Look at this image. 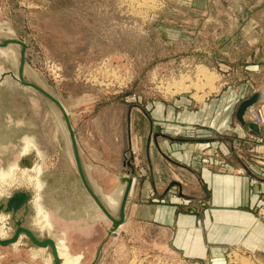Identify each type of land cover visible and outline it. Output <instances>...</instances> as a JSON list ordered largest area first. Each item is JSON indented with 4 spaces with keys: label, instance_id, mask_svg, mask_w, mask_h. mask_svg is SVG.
<instances>
[{
    "label": "rangeland",
    "instance_id": "1",
    "mask_svg": "<svg viewBox=\"0 0 264 264\" xmlns=\"http://www.w3.org/2000/svg\"><path fill=\"white\" fill-rule=\"evenodd\" d=\"M0 25L12 27L26 43L27 63L66 107L86 159L96 166H115L123 174L137 171L140 183L149 167L143 154L137 157L127 147L130 108L143 110L176 97L199 108L229 85L242 84L246 95L264 86V0H0ZM13 64L0 48V73ZM178 80L188 85L177 90L172 83ZM234 109L231 117L237 120ZM245 117L263 127L264 98L250 104ZM256 135L251 131L231 142L217 135L212 144L199 133L190 165L241 170L254 178L252 168L264 167V134ZM25 138L41 155L40 204L54 233L72 252H84L81 261L86 264L105 233L102 214L82 186L45 100L5 75L0 80V171L18 158ZM120 162L124 166L119 169ZM168 171L174 182L159 190L148 187L139 201L178 197L190 211L207 204L199 191L183 194L176 186L184 182L181 176L172 167ZM110 182H104L106 189ZM257 213L264 218V200ZM126 239L114 246L104 264H238L235 249L262 264L239 245L221 257L190 260L158 250L145 236ZM0 264L42 263L24 248L0 247Z\"/></svg>",
    "mask_w": 264,
    "mask_h": 264
},
{
    "label": "crops",
    "instance_id": "2",
    "mask_svg": "<svg viewBox=\"0 0 264 264\" xmlns=\"http://www.w3.org/2000/svg\"><path fill=\"white\" fill-rule=\"evenodd\" d=\"M241 85H229L214 101H206L199 108H191L189 100L176 97L169 102H155L143 110L130 108L126 112L127 147L137 157L143 154L149 171L141 183L137 171L130 173L136 177V183L132 201L130 199L126 208L122 233L108 240L98 264H104L114 246L125 238L140 235L148 237L158 250L190 260L221 257L230 247L241 245L264 264V218L256 214L264 200V167L252 168L254 178L250 179L241 170L196 169L190 165L195 161L199 141L206 139L214 144L217 135L230 142L233 137L250 135V130H245L231 117L233 108L250 96L245 93L247 87ZM157 126L160 127L158 133L154 132ZM199 133L204 137L201 140L196 137ZM87 161L103 189L109 191L115 185V175L120 172L115 166L99 163L96 166L94 160ZM168 167L184 181L182 184L175 181L183 194L187 189L199 191L207 204L198 211H190L178 197L168 201H139V197H146L148 187L155 186L159 190L174 182ZM108 179L111 186L106 189L104 182ZM190 202L193 203V199ZM99 218L103 227L109 224L103 215Z\"/></svg>",
    "mask_w": 264,
    "mask_h": 264
},
{
    "label": "water",
    "instance_id": "3",
    "mask_svg": "<svg viewBox=\"0 0 264 264\" xmlns=\"http://www.w3.org/2000/svg\"><path fill=\"white\" fill-rule=\"evenodd\" d=\"M0 48H5L14 62L12 70L0 73V80L9 75L19 85L31 88L42 96L58 121L82 186L109 222L104 227V235L94 246L92 259L87 263L98 264L108 240L122 233L136 177L118 173L115 175V185L105 191L85 158L66 107L27 63L26 43L15 34L12 27L0 25ZM263 97L264 86L242 100L236 108V118L245 130L264 134L262 127L244 119L246 108ZM41 161L34 142L25 138L18 158L7 169L0 171V247L24 248L29 251L31 258L39 259L42 264H83V253L72 252L65 239L54 233L50 216L40 204Z\"/></svg>",
    "mask_w": 264,
    "mask_h": 264
},
{
    "label": "bare ground",
    "instance_id": "4",
    "mask_svg": "<svg viewBox=\"0 0 264 264\" xmlns=\"http://www.w3.org/2000/svg\"><path fill=\"white\" fill-rule=\"evenodd\" d=\"M174 88H185L188 84H185L182 82V80H178L175 84L172 83ZM178 90V89H177ZM207 95V94H206ZM255 106V105H254ZM252 108V107H251ZM249 110V109H248ZM253 114V113H251ZM77 132V129H75ZM74 130V131H75ZM23 136V134H22ZM21 136V137H22ZM20 139V138H19ZM22 141V140H21ZM4 145V144H3ZM6 151V150H5ZM118 166L121 168V162L118 164ZM241 247V245H239ZM235 256L234 258L237 260L236 263L238 264H255V260L251 255H245L243 251L235 249ZM139 262V261H138Z\"/></svg>",
    "mask_w": 264,
    "mask_h": 264
},
{
    "label": "flooded vegetation",
    "instance_id": "5",
    "mask_svg": "<svg viewBox=\"0 0 264 264\" xmlns=\"http://www.w3.org/2000/svg\"><path fill=\"white\" fill-rule=\"evenodd\" d=\"M74 130H75V129H74ZM75 133L77 134L76 130H75ZM121 166H124V165L121 163ZM119 169H120V167H119Z\"/></svg>",
    "mask_w": 264,
    "mask_h": 264
}]
</instances>
